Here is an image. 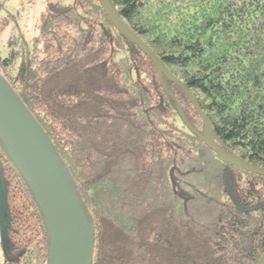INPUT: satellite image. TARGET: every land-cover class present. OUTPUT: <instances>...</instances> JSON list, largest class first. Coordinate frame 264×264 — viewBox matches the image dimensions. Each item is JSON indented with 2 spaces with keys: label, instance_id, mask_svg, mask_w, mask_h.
<instances>
[{
  "label": "trees",
  "instance_id": "trees-1",
  "mask_svg": "<svg viewBox=\"0 0 264 264\" xmlns=\"http://www.w3.org/2000/svg\"><path fill=\"white\" fill-rule=\"evenodd\" d=\"M109 1L192 91L218 146L264 168V0ZM44 4L33 37L8 38L0 78L71 178L92 264H258L264 175L207 145L191 101L100 0ZM0 213L4 264H48L44 214L1 140Z\"/></svg>",
  "mask_w": 264,
  "mask_h": 264
},
{
  "label": "water",
  "instance_id": "water-1",
  "mask_svg": "<svg viewBox=\"0 0 264 264\" xmlns=\"http://www.w3.org/2000/svg\"><path fill=\"white\" fill-rule=\"evenodd\" d=\"M118 30L134 42L160 73L191 101L206 128L207 145L225 162L264 175V168L224 151L215 141L212 123L192 91L177 78L150 47L117 15L109 0H100ZM0 140L31 187L44 214L50 237L48 264H92L95 243L81 212L74 185L56 151L17 96L0 78ZM7 225L0 213V230ZM258 264H264V253Z\"/></svg>",
  "mask_w": 264,
  "mask_h": 264
},
{
  "label": "rangeland",
  "instance_id": "rangeland-1",
  "mask_svg": "<svg viewBox=\"0 0 264 264\" xmlns=\"http://www.w3.org/2000/svg\"><path fill=\"white\" fill-rule=\"evenodd\" d=\"M47 0H3L7 2V8L13 13L10 16V22L0 28V52L6 54L8 52L6 44L8 38L12 33L19 29L25 32L26 38L29 40L33 37L36 25L41 17L42 12L45 9ZM70 2L71 0H66ZM4 11L0 10V20L3 18ZM17 16V18L15 17ZM1 230H0V264H4V252L1 247Z\"/></svg>",
  "mask_w": 264,
  "mask_h": 264
}]
</instances>
